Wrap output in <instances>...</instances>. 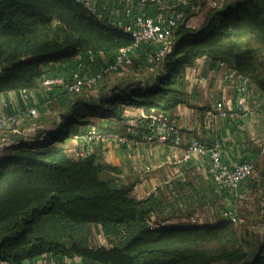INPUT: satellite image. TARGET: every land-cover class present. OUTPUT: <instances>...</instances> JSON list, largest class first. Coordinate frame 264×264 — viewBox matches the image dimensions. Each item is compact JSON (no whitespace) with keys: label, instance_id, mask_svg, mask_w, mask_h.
Instances as JSON below:
<instances>
[{"label":"trees","instance_id":"1","mask_svg":"<svg viewBox=\"0 0 264 264\" xmlns=\"http://www.w3.org/2000/svg\"><path fill=\"white\" fill-rule=\"evenodd\" d=\"M111 2L102 0L95 13L77 0H0V94L41 87L53 63L62 64L58 74L67 78L80 61L94 71L115 64L120 50L135 42L112 24ZM195 15L185 10L173 29L175 46L163 59L150 63L153 48L144 45L134 55L130 80L114 82L104 74L88 96L57 89L49 105L60 113L58 128L6 146L0 157V260L24 264L52 254L60 260L78 255L82 264H264V146L252 148L259 177L247 185L260 198L250 222L226 218L225 195L199 177L179 185L177 196L138 198L116 166L94 153L77 158L68 150L67 141L91 127L119 137L128 135L137 117L143 122L180 104L196 108L186 76L199 58L210 67L227 64L264 92V0H224L203 24L190 26ZM137 109L143 113H131ZM199 109L208 115L212 108ZM226 197L233 205L242 199ZM202 207L212 213L208 222L165 223L192 218ZM152 218L158 227H151ZM92 227L108 245L98 244Z\"/></svg>","mask_w":264,"mask_h":264},{"label":"crops","instance_id":"2","mask_svg":"<svg viewBox=\"0 0 264 264\" xmlns=\"http://www.w3.org/2000/svg\"><path fill=\"white\" fill-rule=\"evenodd\" d=\"M207 14V10L198 13L191 17L190 22L194 26H199L205 22ZM196 21L199 24L196 25ZM229 68L220 66L219 63L210 67L208 59L199 58L193 67L187 69L188 92L195 94L194 101L197 107L204 109V107L210 106L212 108L218 100H223L228 105L232 103L236 107L235 87L232 81L226 77ZM62 70H64L62 64L53 63L47 68L46 75L58 74ZM200 77H204L206 80L201 82ZM262 94L263 92L255 85L250 94L253 108L250 115L232 121L219 119L212 125L209 123L207 112H203L204 110L197 107L192 108L180 104L175 110L166 112L172 120L179 124L182 135H184L183 143L176 147L171 143H157L135 148L131 144H125L121 140L115 139V137L107 141L95 140L93 143H88L85 134H81L71 137L67 141L68 150L71 153L74 148L88 143V147L93 150L94 154L116 166L122 177L128 182L134 183L132 193L138 198L153 193L177 196L179 185L195 181L198 179L197 177L210 184L209 158L195 156L193 159L186 160L184 157L189 142L195 137L208 147H211L216 141L221 142L223 159L229 165L243 159L252 158L255 162L257 161V155L252 151V148L264 146ZM51 95L42 86L24 92L9 91L0 94V118H6L24 107H38L39 113L36 117L24 120L21 125L16 126L28 142L38 140V131L55 130L61 121L58 108L52 109L49 104H46V100ZM131 113L137 115V113H143V110L137 109ZM142 120L138 117L132 120V127L128 129L127 133L133 134L135 130L141 128L145 123V120L141 122ZM103 123H107V120H103ZM7 134L13 136L14 132L10 130ZM5 148L6 146L0 143V157L5 154ZM147 166L149 169H146ZM255 177H259V171L253 178ZM251 191L245 182L237 197L245 198L246 196L247 198ZM224 201L226 205L234 203L230 198H225ZM209 219L211 218L209 217ZM58 260H60L59 257L46 254L28 259L24 264H55ZM0 264L8 263L0 260Z\"/></svg>","mask_w":264,"mask_h":264},{"label":"built area","instance_id":"3","mask_svg":"<svg viewBox=\"0 0 264 264\" xmlns=\"http://www.w3.org/2000/svg\"><path fill=\"white\" fill-rule=\"evenodd\" d=\"M77 1L83 2L95 13L99 9V0ZM111 3L112 24L132 36L135 44L122 48L117 56V62L106 64L99 71H94L92 67L80 61L70 78L63 74L44 75L41 86L46 92L54 93L60 89L78 94L85 93L88 96L90 92L95 91L104 74L123 73L126 68H130L134 64V55L137 51L141 52L144 45L153 48L151 52L147 53L150 63L163 59L172 52L175 46L173 29L184 18L186 9L197 14L221 6L224 0H112ZM190 26L194 25L190 22ZM219 65L228 66L223 62ZM226 77L232 81L235 87L236 107L232 103L228 105L225 101L218 100L207 115L211 125L219 119L232 121L245 118L250 115L253 109L250 94L255 84L251 78L243 76L232 67L228 69ZM200 78L201 82L206 80L204 77ZM262 95L264 102V92ZM51 102L49 97L46 104ZM38 113V107H24L6 118H0V143L11 146L24 142L23 133L16 126L21 125L24 120L36 117ZM10 130L14 132L13 136H8L7 133ZM85 137L88 143H93L95 140L107 141L113 138L97 131L94 127L85 134ZM115 139L121 140L125 144H131L135 148L157 143H171L176 147L183 143L184 135L176 121L172 120L165 112H159L146 117L142 127L135 130L133 134L115 137ZM88 143L74 148L71 152L73 156L80 158L91 155L93 150L88 147ZM195 156L209 158V183L220 195H225V198H228L227 194L232 197L239 195L243 184L257 173L255 161L252 158L234 161L232 165L227 164L223 159L222 143L219 141L208 147L195 137L189 142L184 157L186 160H190ZM146 169L149 167L147 166ZM224 216L233 222H243L232 208H228L224 212ZM149 223L152 228L158 227L155 218H152ZM97 242L99 245H108L107 238L103 233L98 235ZM55 264H82V260L78 255H75L58 260Z\"/></svg>","mask_w":264,"mask_h":264},{"label":"rangeland","instance_id":"4","mask_svg":"<svg viewBox=\"0 0 264 264\" xmlns=\"http://www.w3.org/2000/svg\"><path fill=\"white\" fill-rule=\"evenodd\" d=\"M205 11H201L199 13H203ZM195 24L197 25L199 23L197 22ZM132 70H133L132 67L126 68L123 71V73L122 72L110 73V75H108L106 78L109 80H114V82H119V83L123 82L125 79L130 80V79H128L129 77H126V75L130 74ZM122 79H124V80H122ZM260 189L262 190L260 192V195H262V198H264V187H261ZM259 198L260 197L258 195L250 194L247 198L245 196V198L240 199V201L236 202L234 205L233 204L232 205H225L224 204V207H225V209H228V208L234 209L237 212V214L242 218L243 221H247V222L249 221L250 222V221L254 220L253 218L256 215L255 210L253 209V206L255 205V203L258 202ZM209 217L210 218L212 217V213L209 210H207V208L202 207L199 209V211L196 213V215H194L192 218L182 217V218H177L174 221L173 220L172 221L167 220V221H165V223L170 225V224H174L176 222L178 223V221H181V222L191 221L194 224H196V223H203V222L210 221ZM194 220H196V221L194 222ZM155 222H156V219H155ZM156 223L158 224V222H156ZM92 229L95 232L96 239L98 241V235L100 233L97 232V230L94 229L93 227H92Z\"/></svg>","mask_w":264,"mask_h":264}]
</instances>
